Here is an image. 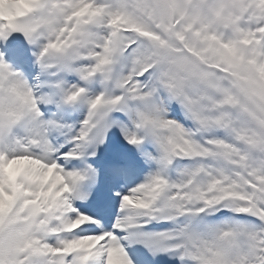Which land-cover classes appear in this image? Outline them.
<instances>
[{
    "label": "snow or ice",
    "instance_id": "snow-or-ice-1",
    "mask_svg": "<svg viewBox=\"0 0 264 264\" xmlns=\"http://www.w3.org/2000/svg\"><path fill=\"white\" fill-rule=\"evenodd\" d=\"M0 264H264V0H0Z\"/></svg>",
    "mask_w": 264,
    "mask_h": 264
}]
</instances>
